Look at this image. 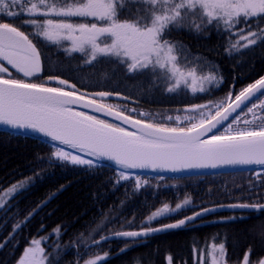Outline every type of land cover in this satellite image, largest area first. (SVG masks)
<instances>
[{"label":"snow or ice","instance_id":"snow-or-ice-1","mask_svg":"<svg viewBox=\"0 0 264 264\" xmlns=\"http://www.w3.org/2000/svg\"><path fill=\"white\" fill-rule=\"evenodd\" d=\"M126 5L136 7L121 18ZM260 22H264V0H0V126L14 130L11 134L18 137H43L49 148L46 155L36 157L48 168L0 189V208L10 207L11 200L31 188L37 178L43 179V171L55 167L90 173L114 169L115 184L134 180L136 194L149 188L156 194L160 189H174L188 179L177 174L192 170H212L209 175H220L216 170L223 169L251 173L246 190L236 185L223 193L235 202L213 201L204 206V202L193 204L186 197L174 207L163 203L139 224L135 214L123 220L118 213L106 216L103 227L115 224L121 230H110L83 247L88 252L101 242L122 240L119 253L146 244L158 233L190 230L220 208L234 213L221 223L249 218L244 213L264 212V203L258 202L264 199V192L257 202H241L251 200L258 187L264 188V75L239 90L236 81L243 74L234 75L223 97L188 104L176 109L175 115L171 110L138 111L128 105L138 104L139 96L92 90L91 81H73L61 74L44 76L43 54L33 39L60 46L69 57L80 54L78 69L107 60L114 72L122 70L125 79L147 78L150 87L165 95L214 97L228 83L219 59L193 54L186 45L166 36L181 29L206 36L215 31L227 38L217 48L222 47L223 54L232 58L243 56L258 41L264 42ZM65 42L70 46L64 47ZM208 51L220 55L215 49ZM113 99L124 103H109ZM55 195L50 193L13 224L0 248ZM185 211L190 214L159 223ZM52 234L63 235L62 226L57 225ZM48 238L31 240L16 264H45L40 245ZM79 247L77 238V255L82 258ZM192 254L193 264H226L224 243L206 249L194 247ZM250 256L251 250L246 251L241 264H251ZM108 257L109 253L95 255L84 264L105 262ZM166 260L173 264L171 255ZM257 264H264V258Z\"/></svg>","mask_w":264,"mask_h":264},{"label":"trees","instance_id":"trees-1","mask_svg":"<svg viewBox=\"0 0 264 264\" xmlns=\"http://www.w3.org/2000/svg\"><path fill=\"white\" fill-rule=\"evenodd\" d=\"M135 7L126 5L120 12L121 18H126L129 10H134ZM254 23L258 22L254 21ZM259 26L264 27V22H260ZM22 30L32 31L30 28ZM33 39L34 42H38V47L43 54L44 76L61 74L73 81H91L92 90H116L132 97L139 96L141 98L138 104L129 103L128 105L137 107L138 111L158 113L171 110L170 114L175 115L177 114L176 109H182L188 104L223 97L234 75L243 74L242 78L236 81L237 90L264 75V42L258 41L257 45L246 50L243 56L234 55L228 58L223 54L222 47L217 48V45L224 44L227 38L219 36L215 31L206 36L181 29L174 30L166 36V39L183 43L193 54L203 53L210 58L219 59L228 83L215 92L214 97L200 96L197 98L184 94L165 95L161 89L150 87L147 78L125 79L122 70L118 69L114 72L113 65L107 60H100L92 66L78 69L80 54H73L69 57L60 46L37 37ZM208 49H215L220 55L216 57ZM237 61L239 64L236 63ZM10 71L14 70L10 69ZM14 75L19 76L15 73ZM100 79L103 82H100ZM109 103L122 104L124 101L113 99ZM11 133L0 130V189L7 188L12 183L34 176L36 172L48 168V165L36 159L37 155H46L49 152L43 140L37 137H18ZM220 173L222 174L186 176L188 179L179 183L174 189H160L156 194L153 188H149L136 194L133 191L134 180L115 184L114 169H97L90 173L73 168L63 170L60 167L49 168L42 172L43 179L37 178L31 188L11 200L10 207L6 205L5 208H0V243H3L13 224L23 220L50 193L56 192L54 198L39 208L15 233L12 240L0 248V264H16L17 258L22 255L23 249L29 246V242L33 239H41V237H49L46 241H42L47 258L46 264H82L85 260L95 255H104V253H109V257L105 262H98V264H165L166 262L162 259L164 254L182 255L193 247H205L212 242L227 244L226 249L235 252L232 253L235 255H240L244 252V248H249L252 254L263 256L264 212L247 220L226 223L209 222L194 226L190 230L171 231L165 236H154L146 244L133 246L123 253H119V249L124 245L122 240L103 242L92 247L88 252L84 249V243L108 234L110 230H121L115 224L103 227L101 221L105 220L106 216L118 213L120 219L123 220L132 219L135 214L136 222L139 224L140 220L161 207L163 203L175 206L186 197H191L193 204L204 202V206L211 205L213 201L215 203L235 202V200L224 197L223 193L233 189L236 185L246 190L251 173L244 171ZM167 183L175 182L168 181ZM62 185L63 189L57 191ZM152 185L155 187L156 181L153 180ZM209 188L211 189L210 195ZM261 192H264V188L258 187L251 200L241 202H257ZM258 202H264V199H259ZM187 213L190 211L182 212L179 216L172 217L171 220ZM244 223L256 224L259 227V230L255 228L258 232H248L247 228H235L236 225ZM57 225L62 226L63 232L59 238L52 234V230ZM248 226L254 229L253 225ZM77 238H80L79 253L82 254V258L77 255ZM240 241L244 244L243 247H239ZM13 245L16 246L13 247Z\"/></svg>","mask_w":264,"mask_h":264},{"label":"bare ground","instance_id":"bare-ground-1","mask_svg":"<svg viewBox=\"0 0 264 264\" xmlns=\"http://www.w3.org/2000/svg\"><path fill=\"white\" fill-rule=\"evenodd\" d=\"M100 82H103V80L100 79ZM211 221H212V223H219V221L218 220H215V219H212ZM248 225H251V226L253 225L254 229H252V227H249ZM235 228H239V229H245V228H247L248 230L247 229L246 230L248 232H250V231H252V232H258L257 230H259V227L256 224H253V223L238 224V225L235 226ZM101 236H103V235H101ZM238 245H239V247H243L244 246V244H242L241 241L238 243ZM188 247L189 246H187V248Z\"/></svg>","mask_w":264,"mask_h":264},{"label":"water","instance_id":"water-1","mask_svg":"<svg viewBox=\"0 0 264 264\" xmlns=\"http://www.w3.org/2000/svg\"><path fill=\"white\" fill-rule=\"evenodd\" d=\"M1 128H4L3 126H0ZM11 130V129H10ZM223 170H228V169H223ZM212 170H192L188 173H183V174H199L200 172H203V173H209L211 172ZM216 171H220V170H216ZM178 175V174H177Z\"/></svg>","mask_w":264,"mask_h":264},{"label":"flooded vegetation","instance_id":"flooded-vegetation-1","mask_svg":"<svg viewBox=\"0 0 264 264\" xmlns=\"http://www.w3.org/2000/svg\"><path fill=\"white\" fill-rule=\"evenodd\" d=\"M260 259H258V260H253V261H251V264H257V262L259 261ZM241 262L242 261H238V260H236V261H226V264H241Z\"/></svg>","mask_w":264,"mask_h":264},{"label":"rangeland","instance_id":"rangeland-1","mask_svg":"<svg viewBox=\"0 0 264 264\" xmlns=\"http://www.w3.org/2000/svg\"><path fill=\"white\" fill-rule=\"evenodd\" d=\"M66 47H69L70 45L67 43V45H65ZM179 219V218H178ZM163 220H161L159 223H163L162 222ZM169 222H171V221H169ZM168 223V222H167ZM171 232V231H170ZM170 232H167V233H170ZM167 233H162V235L163 236H165V234H167ZM159 235V234H158ZM158 235H156V236H158ZM161 236V235H160ZM39 240V239H38ZM41 247H42V245H40ZM43 248V247H42ZM43 256L45 257V253H43ZM45 264H46V259H45Z\"/></svg>","mask_w":264,"mask_h":264}]
</instances>
